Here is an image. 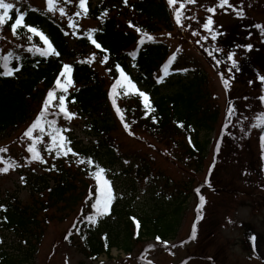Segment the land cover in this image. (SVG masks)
<instances>
[{"label": "trees", "instance_id": "1", "mask_svg": "<svg viewBox=\"0 0 264 264\" xmlns=\"http://www.w3.org/2000/svg\"><path fill=\"white\" fill-rule=\"evenodd\" d=\"M111 1L105 0L92 8L88 5V16L98 22L93 28L96 31L78 35L75 47L69 46L59 23L47 14L31 13L29 18L26 16L25 21L29 19L32 26L43 32L41 25L44 26L47 30L44 34L60 53L58 57L45 58L27 51L33 45L41 47L42 41L38 36H33L28 41L25 29L18 30L19 37L16 41L22 43L20 48L25 50L19 52V61H12V66L19 67L20 70L10 78L0 76V137L9 139L14 135H22V131L37 117L48 91L55 87L62 65L70 64L73 67L71 77L74 86L66 94L67 108L76 114L73 120L82 121V131L90 136V141L85 143L71 130L63 132L71 141L70 147L79 155L73 156L70 153L66 157L57 156L54 151L46 150V146L51 143L47 128L43 134L40 133L41 141L36 147L44 159L53 157L54 161L46 165V172L42 175L36 174L25 200L21 201L15 196L0 199V205L4 206L0 209V234L3 230H10L25 244L23 247L15 245L12 249L0 246V264H24L28 261L34 255L40 236L52 224L69 222L74 225L75 229L61 230L60 235L68 237L70 247L90 261H94L103 252L107 254L112 246L131 253L135 248L146 244L147 241L143 238L159 237L163 240L176 236L186 193L177 202H173L170 208L166 205L160 210L151 209L146 212L131 211L126 206L120 207L113 202L108 215L98 217L95 224L88 223L84 217L95 211L90 207L92 201L88 199L95 189V180L91 175L95 171V165L89 164L88 158L101 167L110 163L115 156L120 158L116 150L118 145L113 137L117 136L119 125L123 126V122L112 109L106 89L119 78V72L115 68L119 64L137 86L148 91L151 105L155 109L145 117L141 98L134 92L126 94V89L118 88L115 97L119 99L118 107L122 111L124 122L130 126L129 131L147 134L166 145L169 151L177 155L179 164L192 170L194 176L203 162L208 143V140L198 138V132L211 131L220 113L219 106L214 101L215 95L208 88V72L202 66H197L192 72L193 78L185 82L178 80L179 87L166 94L160 90L166 79L161 83L154 81L168 56L166 45L157 39L146 41L134 58L129 55L128 48L136 37L141 36L136 28L154 38L182 29L181 37L185 41L179 47V56L172 62L169 77L175 65L180 64L181 56L186 58L195 49L196 41L205 36L206 30L202 25L208 16L213 17V13L207 9L220 8L218 3L215 6L212 2L202 5L197 0H177L172 6H169L168 0H127V4L110 3ZM239 3L242 7L249 5L255 9L257 5L264 4V0H239ZM181 4L184 5L183 8ZM178 9L182 12L183 27L175 21L174 13ZM104 12L107 14L102 16ZM254 12L256 13L255 10ZM10 15L12 19L0 30L9 29L16 15L15 11ZM193 31L200 35L193 36ZM89 34L93 35L102 48L97 49L86 39ZM208 40H211L210 36ZM186 44L188 49L184 47ZM105 56L108 57L107 62L102 63ZM182 64L188 65L186 61ZM168 83L170 84L169 81ZM60 94L56 93L57 96ZM73 97L75 103L71 102ZM56 103L58 100L53 101V104ZM49 111L55 112L58 109L50 108ZM152 116L156 117L157 122H153ZM47 118L56 120V127L60 128H65L64 121H68L63 115H50ZM181 123L183 127L179 126ZM141 169L148 172L146 166L139 167ZM184 190L186 192L187 188ZM182 191L179 190L183 193ZM223 258L218 246L209 245L202 255H192L189 264L200 259L209 264H224Z\"/></svg>", "mask_w": 264, "mask_h": 264}, {"label": "rangeland", "instance_id": "2", "mask_svg": "<svg viewBox=\"0 0 264 264\" xmlns=\"http://www.w3.org/2000/svg\"><path fill=\"white\" fill-rule=\"evenodd\" d=\"M14 1L41 8L45 6L44 0ZM90 1L95 4L99 0ZM216 3L218 0H215L212 5L215 6ZM230 3L237 10L242 7L239 0H230ZM242 8L245 13L243 18H238L233 8L228 6L222 9L223 13L219 10L222 14L215 31L224 33L217 38L220 48L224 49V52L216 53L213 51L214 49L212 51L213 55L224 63L217 66L213 57L203 52L202 45L197 48L199 53L195 50L191 51L185 58L189 65L195 67L200 65L204 69L207 67L210 70L218 102L222 106L221 127L219 132H212L209 135L204 134V131L199 132L200 138L202 140L209 138L210 143L207 146L201 169L195 173V178L190 177L188 182L194 186L196 180H201L198 187L200 192L197 193L194 190L186 197L180 229L175 240L168 242L167 246L164 243H148L135 264L148 261H151V264L177 261L187 256L190 253L189 250L193 252L203 243L205 246H209L210 242L214 246H220L221 254H227L226 264H264V209L256 212L251 210L253 207L251 202L264 201V148L261 147L260 141L264 130L252 127V124L256 122L255 117L264 112V105H261L264 101L260 99L264 95V84H261L256 78L257 75H264V44H261L264 43V35L261 34L260 29L255 27L256 20H261L260 24L264 25V4L257 5L255 9L249 5ZM74 20L78 24L77 28H89L96 24V21L84 16L76 17ZM176 33L180 34V32ZM9 37L10 35L7 34V38ZM175 37L176 34L160 37L172 52L180 44V40ZM247 44L253 45L251 51L235 47V45ZM186 46L188 45L186 44ZM228 51L235 52V59L241 69L239 72H235V70L232 74L227 72V67L230 66V62L226 58ZM206 57L214 61L211 67H215L220 73L223 72L225 78L229 79V88H225L220 75L217 77L207 65ZM230 75L234 78H230ZM249 81H254V84H250ZM175 87L176 85L169 88ZM237 91L239 93H237L238 97L234 98L235 101L230 98L226 105V96H233ZM245 97L247 99H244ZM229 105H234L236 108V112L231 118L227 116ZM81 130L80 126L77 132L81 134ZM117 135L122 142V151L126 157L114 168L115 172L123 171L115 179V191L117 196L121 197V202L128 203L132 209L143 212L151 209L160 210L166 205H169L170 208L173 203L171 184L174 181H182L187 178L184 170L159 154L160 146L154 144L150 139L146 138L150 144L145 141L140 142L126 136L122 129L118 130ZM85 140L87 141V138ZM217 147H219V151H217ZM142 157L149 168H158L161 175L154 173L148 176H138L136 166ZM166 180H168V185L165 184ZM29 181V177L27 178L24 174L21 175L16 171L1 173V197L4 198L7 194H12L20 200H24L29 189ZM200 195L205 197L206 203L199 209L202 218L193 222L196 201ZM66 224H52L48 228V234L38 249L37 256L31 260L30 264L47 263L55 235ZM194 225L198 239L195 244H190L189 239ZM253 235L256 237L255 242L250 240ZM208 237L209 240H206ZM13 239L16 241L13 235L8 234L5 236L4 243L15 245ZM201 239H203V243L199 241ZM163 246L166 247L164 253H162ZM57 250L58 252L52 257V262L49 264H82L81 256L74 251L64 252L65 248L61 246ZM121 256L123 253L113 247L110 255L112 259L102 255L98 261L88 264H117L115 261L119 260ZM125 264H130V262Z\"/></svg>", "mask_w": 264, "mask_h": 264}, {"label": "snow or ice", "instance_id": "3", "mask_svg": "<svg viewBox=\"0 0 264 264\" xmlns=\"http://www.w3.org/2000/svg\"><path fill=\"white\" fill-rule=\"evenodd\" d=\"M60 0H46V11L47 13H54V12H59L61 16L66 15V10L64 7L59 6ZM71 0H64V3H70ZM188 2H194V0H188ZM124 3L127 4V0H124ZM177 3V0H168L169 6H172ZM225 6H228L229 8H233L235 11V14L238 18H243L245 16V13L243 11V8L241 7L239 10L235 9V6L231 5L229 0H218V7L219 8H225ZM184 5L181 4V8H183ZM15 10L16 16L15 20L13 23H11L10 28L13 36L19 35L18 30L20 29H25V35L27 36V40L31 41L33 39V36H38L39 39L43 42V47H38L36 45H33L31 48L27 49V51L32 52V53H38L41 57H50V56H56L58 57L60 53L57 51L56 47L53 45L51 40L44 34L43 31L39 30L37 27L28 25L25 23V18L27 15V12H22L20 8L15 7L14 3L6 2V0H0V29H2L9 20L12 19V16L10 13ZM31 11L35 12L38 11V9H31ZM208 12L214 13L216 11L215 7H209L207 9ZM46 14V13H45ZM88 14V8H87V0H78V11L74 13L75 17H81V16H87ZM107 13L104 12L101 15H106ZM182 12L178 9L174 13L175 21L177 25H180L183 27L182 20H181ZM189 19H191L189 17ZM130 26L131 22H129ZM214 24L212 16H208L206 18V22L203 23L202 28L208 32V35L202 36L201 39L203 40H208L209 36L211 37L212 41H216L218 36L224 35L222 32H218L213 30L212 26ZM68 27L72 29H76L78 27V24L73 20L72 17H69V22H68ZM257 29L261 30V34L264 35V26L257 24L255 25ZM90 33H94L96 30L91 29L89 30ZM136 31L138 33H141L140 40L138 43L140 45H143L147 42L153 41L155 38L146 32H142L140 28H136ZM65 35H68V32L64 33ZM73 34H76L73 32ZM169 35H171L169 33ZM193 36H198L200 35L198 32L193 31L192 32ZM87 40H89L97 49L102 48L101 44L97 42V40L93 37V35L89 34L86 37ZM196 43H200V40H197ZM236 48H245L248 51H251L253 48L252 44H247V45H235ZM207 50V49H206ZM106 51V50H105ZM179 51V50H178ZM216 53H222L224 52V49L216 47L213 50ZM213 51H208V55L212 56L213 59L215 60V64L217 66L221 65L224 63L221 59H217L213 55ZM136 52L133 51L129 55L135 57ZM226 58L227 61L230 62V66L227 67V72L229 74L233 73V70L235 72H239L240 66L238 61L235 59V52L233 51H228L226 53ZM21 57L16 54L14 51H9L6 54L0 53V76L4 77H10L15 75L16 72L20 70L19 67H13L12 66V61L16 60L19 61ZM108 57L105 56L104 60L101 61L102 63L107 62ZM175 60V54H173L172 57L169 58L168 62L165 63L162 66V71L164 75L169 74V66L171 63ZM88 61H79V63H87ZM116 70L119 72V78L115 80V83L112 84L111 86V91L109 93V97L112 101V105L115 108V111L118 116H120L121 121L123 122V126L126 130H130V126L127 122H124V116L122 114V111L120 107L117 106L116 99L114 98L115 94L117 93L118 88H123L127 90L126 94H131L135 93L141 98L143 108L145 109V117H148L150 113L154 112L155 109L152 107L151 102H150V97L147 93L141 91L138 89L137 85L132 81L129 75H127L123 69L120 67L119 64L115 65ZM73 71V67L70 64H63L62 69L59 73V75L56 78L55 81V87L51 90L48 91L45 99L43 100L41 110L39 111L37 117L33 121V123L24 131L22 134L21 139L28 138L31 143L28 144L27 146V152L31 154V159L34 161H40L41 163H47L46 160H44L43 156L40 154L38 151L36 145L41 141V136H33V132L36 129H39L40 133L43 134L47 128V135L51 138V144L46 146V150L48 152H55L57 156H68L70 153L73 156H78L79 154L74 152L73 149L70 147L71 141L62 133L70 131V129L66 128H60L56 127V120H49L47 117L48 116H59L63 115L65 120H70L72 119L76 114L72 113L68 110L67 104H66V94L69 91V88L74 86V81L71 77V73ZM109 71H112L109 69ZM179 71H188V69H180ZM220 78L225 86V88H229V79L225 78V74L223 72L219 73ZM63 78V79H62ZM230 78H234V76L230 75ZM261 84H264V75H257L256 77ZM164 76H160L157 79V83L163 82ZM254 81H249V83H253ZM59 92L61 93L59 96L56 95V93ZM244 99H247L245 97ZM262 101H264V95L260 97ZM58 100V103L53 104V101ZM72 103H75V98L73 97L71 100ZM50 108H57L58 111L55 112H50ZM236 112V108L234 105H229L227 109V116L231 118ZM153 122L156 121V117L152 116L151 117ZM256 122L252 124L253 128H259L264 130V112H261L255 117ZM230 122V119H229ZM180 127H183V124L181 123L179 125ZM227 127V125H225ZM260 141H261V147L264 148V135L260 136ZM189 143H191V139L189 137ZM6 148L0 147V153L6 152ZM217 151H219V147H217ZM83 163L84 161H80ZM88 163L89 164H94L95 165V171L91 173V175L94 177L95 180V189L92 195L88 197L89 200L92 201L90 207L91 209H94V213L87 215L84 217V219L88 223L95 224L97 223V218L98 217H103L109 214L110 212V206L113 203L114 200V192L112 188L111 181L106 178L105 173L106 169L101 167L99 164H95V162L89 157L88 158ZM127 163V161H125ZM0 164H3V167H0V173H7L9 172L10 169H14L17 165L14 161H6L4 160L3 156H0ZM54 167V166H53ZM23 180V177H21ZM196 192L199 193L200 189L197 188ZM206 203L205 197L203 195L199 196V205H198V213L199 209L203 207V205ZM4 206L0 205V209H3ZM6 210V209H5ZM202 218L199 214L197 215V219ZM196 236V229L195 225L193 226L192 229V235L191 238L195 239ZM67 238V237H66ZM157 241L160 240L159 237L156 238ZM250 240L255 242L256 237L253 235L250 237ZM165 246H167L168 242L164 241L163 242ZM147 264H151V261H148Z\"/></svg>", "mask_w": 264, "mask_h": 264}]
</instances>
